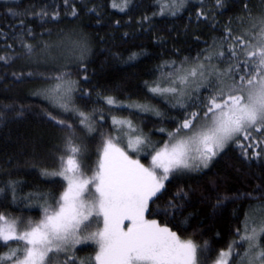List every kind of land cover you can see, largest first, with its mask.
Masks as SVG:
<instances>
[{
	"label": "trees",
	"instance_id": "16d2710c",
	"mask_svg": "<svg viewBox=\"0 0 264 264\" xmlns=\"http://www.w3.org/2000/svg\"><path fill=\"white\" fill-rule=\"evenodd\" d=\"M122 3L0 0V213L6 217H36L58 199L64 180L52 173L69 139L81 150L80 163L91 167L102 134L114 132V117L128 118L151 140L192 113L202 117L203 102L219 89L213 74L181 105L150 89L202 64L229 69L237 63L230 49L251 50L264 22V0H188L172 14H159L158 0ZM109 97L116 103L108 104ZM134 102L145 110L130 108ZM236 140L207 167L171 173L149 202L146 218L191 240L198 264L229 246L241 251L249 210L264 208V143ZM232 259L238 264L233 253Z\"/></svg>",
	"mask_w": 264,
	"mask_h": 264
},
{
	"label": "snow or ice",
	"instance_id": "6c2138e0",
	"mask_svg": "<svg viewBox=\"0 0 264 264\" xmlns=\"http://www.w3.org/2000/svg\"><path fill=\"white\" fill-rule=\"evenodd\" d=\"M113 7L117 5L114 3ZM254 39L251 50L243 47L238 53L230 49L237 60L228 69L233 84L229 91L219 89L203 102L205 123L197 126L201 114L192 113L177 128V133L188 132L155 150L150 167L131 159L110 139L103 148L97 171L85 177L79 160L81 150L69 139L66 153L60 157V170L52 173L62 177L67 187L53 205L45 207L43 218L21 227V221L0 213V246L8 249L0 253V264H52L56 254L66 252L69 245L87 241L98 245L96 264H197V246L191 240H181L168 227L146 219L145 213L170 173L193 167V161L207 167L229 141L238 143L237 137L248 140L253 132L264 134V22ZM196 74V70L190 73ZM59 89L58 84L54 91ZM150 90L177 91L175 87L159 86ZM107 103L116 101L109 97ZM61 107L68 110L67 104ZM114 123L126 122L114 120ZM127 123L131 126V122ZM66 127L71 129V125ZM143 143L139 136L134 141L135 145ZM101 219L102 228L81 237L82 231ZM124 221L129 224L125 226ZM260 234H264V226L251 229V234L243 237L250 242V252L260 247L256 242ZM10 242H15V246ZM231 252L229 246L220 253L216 264H228ZM248 264H264V248L256 251Z\"/></svg>",
	"mask_w": 264,
	"mask_h": 264
},
{
	"label": "rangeland",
	"instance_id": "374dc122",
	"mask_svg": "<svg viewBox=\"0 0 264 264\" xmlns=\"http://www.w3.org/2000/svg\"><path fill=\"white\" fill-rule=\"evenodd\" d=\"M125 0H119V1H114L117 6L120 8H124L125 5H123L122 2ZM188 0H158L159 3V14H172L175 11L180 10V8L185 4ZM260 29V28H259ZM255 32V35L253 37V45L255 44V37L259 31ZM252 45V47H253ZM210 66V65H208ZM207 68V70L205 69ZM217 68H210L206 67V64L199 65L197 67H193L189 70L181 71L178 74V76H174V78L170 77L167 83L160 82L158 86L160 88H168V87H175L177 91L175 93L173 92H163V93H158L157 95L164 98L168 103H170L172 106L175 105H181L189 101L191 97H194L197 92L200 90L201 86L206 85L205 81L208 79V76L214 75L216 80H218L219 84L217 86L223 87L222 89L227 92L231 88L232 84L230 82L233 81L232 75L229 73L228 69L225 71H220V70H214ZM196 70V75L192 76L190 75L191 71ZM213 71V72H212ZM182 78H186L182 82ZM230 84V85H229ZM156 87V86H154ZM217 89V90H219ZM215 89V92L217 91ZM130 108H135L137 110L143 111L145 110L144 106L141 105L140 103L134 102L129 105ZM115 121H125L126 123H114ZM127 122H130L128 118H119L114 117L112 119L113 123V128L114 132L111 134L109 132H105L102 134V137L100 139V145L97 154V158L94 161V164L91 167H84L82 164V170L85 175V177H91L92 175L95 174V172L98 169V165L100 162V159L103 154V148L108 140H112L113 143L116 144L117 147L121 148L123 151L127 153V155L134 160H139L141 164H143L145 167H150L151 166V157L152 155L155 154V150H158L159 148L163 147L165 144H171L174 143L176 139L183 138L185 133L188 132V130H183L181 133H177V128L180 126V124L183 122H180L174 129L166 132L165 135H159L155 140H151L148 136L144 135L136 126H134L131 123V126ZM205 123V120L202 117L198 119V125H203ZM157 130L159 131H164V129L159 127ZM140 137L141 139L144 140L143 144L140 145H135L134 141L137 137ZM238 138V137H237ZM255 142H258L259 144H262L261 141H264V134L260 132H253L252 137ZM130 142H133V146H129ZM231 142V141H229ZM229 142L225 145L227 146ZM224 146V148H225ZM221 151V150H220ZM219 151V152H220ZM218 152V153H219ZM210 162V161H209ZM208 162V164H209ZM193 167L189 168V170L193 168H204L205 166L203 164H200L199 161H193ZM207 164V165H208ZM199 165V166H196ZM184 170V169H182ZM158 172L160 170H157ZM171 174V173H170ZM169 174V175H170ZM63 179V178H62ZM64 180V179H63ZM165 183V181H164ZM67 187V182L64 180V186L59 193L58 199L60 198L61 194L66 190ZM91 188V186H90ZM56 199V200H58ZM54 204V203H53ZM51 204V205H53ZM46 205L45 207H47ZM45 207L37 214L36 217H28L23 219L21 222V227H26L27 223L29 221H32L33 223L39 222L43 216H44V209ZM13 218V217H9ZM145 218H146V213H145ZM148 220H153L146 218ZM156 221V220H155ZM157 222V221H156ZM158 223V222H157ZM129 224V221H124V225L127 226ZM161 227H164L160 225ZM261 226H264V208H261V206H255L252 209L249 210L244 224H243V229H242V235L241 239L244 241L243 247H241V251L237 252L234 250V246H231L232 252L230 257H228V262L230 259H232V253L234 255V258H238V264H248L249 259H251L252 255L256 252L259 251L260 248H262L260 244V238L261 234L257 237V243L259 244V248L253 249L251 252L249 251V241L243 239L244 236L250 235L251 234V229L255 228L259 230ZM102 219L100 223L98 224H93L92 227L86 231H82L81 237L87 236L90 232L96 231L98 228H102ZM15 246V242H11ZM79 249L84 250V253H79L77 252ZM229 249V248H228ZM223 250V251H227ZM8 249H6L5 252H7ZM89 253H87V251ZM98 245L95 244L93 241H87V242H82L80 244L76 245H69L68 250L66 252H61L56 254V256L53 259L52 264H65V261H67V264H81V261L84 262V264H96L94 257L96 253L98 252ZM198 250V247H197ZM221 251V252H223ZM220 252V253H221ZM243 252V253H242ZM4 253V252H3ZM220 253L217 255V257L213 260V262L209 264H216V261L219 258ZM245 253H248L246 256ZM237 254V256H236ZM239 254H243V256H239ZM71 257L72 259H69ZM237 261V260H236ZM198 264V261H197Z\"/></svg>",
	"mask_w": 264,
	"mask_h": 264
},
{
	"label": "bare ground",
	"instance_id": "6f19581e",
	"mask_svg": "<svg viewBox=\"0 0 264 264\" xmlns=\"http://www.w3.org/2000/svg\"><path fill=\"white\" fill-rule=\"evenodd\" d=\"M242 253H243V252H242ZM239 256L241 257V256H243V254H239ZM232 261H233V259H230V261L228 262V264L233 263Z\"/></svg>",
	"mask_w": 264,
	"mask_h": 264
}]
</instances>
